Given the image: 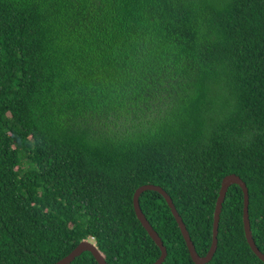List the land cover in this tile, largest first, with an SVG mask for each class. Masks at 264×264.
Returning a JSON list of instances; mask_svg holds the SVG:
<instances>
[{
    "label": "trees",
    "instance_id": "trees-1",
    "mask_svg": "<svg viewBox=\"0 0 264 264\" xmlns=\"http://www.w3.org/2000/svg\"><path fill=\"white\" fill-rule=\"evenodd\" d=\"M230 173L264 254V0H0V264H52L82 240L152 264L143 184L204 255ZM139 204L162 264H195L163 196ZM242 211L232 184L206 264H264Z\"/></svg>",
    "mask_w": 264,
    "mask_h": 264
},
{
    "label": "water",
    "instance_id": "water-1",
    "mask_svg": "<svg viewBox=\"0 0 264 264\" xmlns=\"http://www.w3.org/2000/svg\"><path fill=\"white\" fill-rule=\"evenodd\" d=\"M232 184H237L242 189V193H243L242 222H243V230H244L245 239L250 249L252 250V252L262 262H264V254L256 246L255 241L252 237L250 221H249V216H248L249 196H248L247 186L245 182L238 175H236L235 173H230V174L225 175L221 179L220 188L218 191V196H217L214 211H213L212 241H211L208 251L204 255H199L197 251L195 250V247L189 236V233H188V230L186 229L185 224L183 223L180 215L178 214L172 202L171 197L165 192L163 188H161L158 185H154V184H143L136 188V190L134 191L133 197H132L133 209H134L135 215L137 219L140 221L142 227L146 230V232L150 236V238L155 242V244L160 249L159 257L152 264H162L167 256V249L164 246L161 238L159 237L157 232L153 229L151 224L148 222L147 218L145 217L144 213L142 212L140 208L139 196L141 195V193L146 190H153V191L160 193L163 196L167 205L170 208L172 216L174 217L180 229V232L186 243V247L188 249L191 260L195 264H206L212 259L214 252L216 250V247H217L218 224H219L222 203L224 201L227 189ZM84 251L90 252L98 264H108L105 261V258L102 255V253L97 249V246L95 245V243L91 240L80 241L67 255H65L64 257L60 258L59 260H57L56 262L52 264H69Z\"/></svg>",
    "mask_w": 264,
    "mask_h": 264
}]
</instances>
